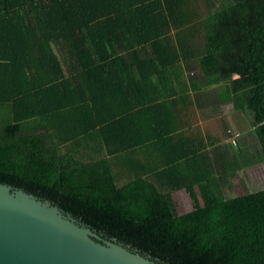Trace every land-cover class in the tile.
Wrapping results in <instances>:
<instances>
[{"label":"trees","instance_id":"trees-1","mask_svg":"<svg viewBox=\"0 0 264 264\" xmlns=\"http://www.w3.org/2000/svg\"><path fill=\"white\" fill-rule=\"evenodd\" d=\"M261 162L264 0H0V182L163 264H264V188L223 193Z\"/></svg>","mask_w":264,"mask_h":264},{"label":"water","instance_id":"water-1","mask_svg":"<svg viewBox=\"0 0 264 264\" xmlns=\"http://www.w3.org/2000/svg\"><path fill=\"white\" fill-rule=\"evenodd\" d=\"M0 264H163L49 199L0 182Z\"/></svg>","mask_w":264,"mask_h":264},{"label":"rangeland","instance_id":"rangeland-1","mask_svg":"<svg viewBox=\"0 0 264 264\" xmlns=\"http://www.w3.org/2000/svg\"><path fill=\"white\" fill-rule=\"evenodd\" d=\"M219 87H214L201 93V99L205 101V109L209 108V105L215 104L216 93ZM190 112V126L191 132L199 131L204 137L210 135L218 142L223 143L229 139L238 138L239 141L246 140L248 143H253L252 134H247L249 131V125L244 115L239 112L227 114L224 120L217 117V114L209 117V119L202 120V113L198 109L189 110ZM204 113V111H203ZM224 122V123H223ZM228 125L230 128V137L225 138L223 134V126ZM238 135V136H237ZM124 179H118V185L121 186L124 183ZM264 188V162L250 165L240 170L233 178V186L231 189H224L223 193L226 198L233 195L242 194L245 191H256ZM174 202L178 213L187 212L194 209L196 206L201 205V201H194L192 192L189 188L174 191Z\"/></svg>","mask_w":264,"mask_h":264}]
</instances>
